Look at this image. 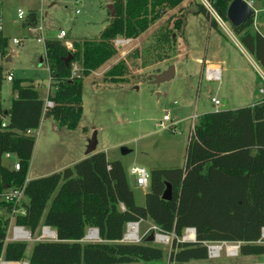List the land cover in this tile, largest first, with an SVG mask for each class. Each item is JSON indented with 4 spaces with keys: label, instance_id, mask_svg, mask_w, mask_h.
<instances>
[{
    "label": "trees",
    "instance_id": "16d2710c",
    "mask_svg": "<svg viewBox=\"0 0 264 264\" xmlns=\"http://www.w3.org/2000/svg\"><path fill=\"white\" fill-rule=\"evenodd\" d=\"M110 1L115 14L97 38L73 40L71 49L56 38H45L47 97L52 102L45 112L34 82L12 79L15 97L9 108L0 102V194L7 188L22 186L26 180L35 137L25 131L37 129L43 116L74 130L82 115L83 79L116 54L115 40L138 37L165 10L184 0ZM209 1L226 22L232 0ZM194 13H201L211 27H217L202 4L196 3ZM182 19L183 14L174 19V28H182ZM24 25H36L35 11L27 13ZM252 25L250 18L231 28L264 71V35L251 30ZM5 53L6 38L0 31V54ZM68 55L71 59L65 62ZM74 64L78 70L72 75ZM125 69L121 59L105 72V77L108 82L121 83ZM4 75L0 66V83ZM3 119H7L5 127H1ZM5 153L16 158L19 169L2 164ZM167 184L171 187L170 200L161 197ZM24 196L25 214L15 215L14 223L32 234L41 225L57 234V241L33 243L27 258L31 264L159 262L164 252L145 242L146 237L138 243L122 241L126 224L140 220H148L162 232L176 236L187 227L195 229L193 242L173 241L170 263L208 258L210 242L239 243L241 256L262 255L264 243L258 241L264 228V97L250 106L199 116L188 137L183 167L151 169L143 205L135 203L122 163L108 160L103 151L91 153L60 171L29 179ZM13 208L14 203L0 199V256L16 261L24 258L26 244L4 242ZM88 228L98 230L99 241H82Z\"/></svg>",
    "mask_w": 264,
    "mask_h": 264
},
{
    "label": "rangeland",
    "instance_id": "374dc122",
    "mask_svg": "<svg viewBox=\"0 0 264 264\" xmlns=\"http://www.w3.org/2000/svg\"><path fill=\"white\" fill-rule=\"evenodd\" d=\"M243 1L251 3L255 12L250 29L264 35V28L259 30L264 26V0ZM109 3V0H0V31L6 38V53L4 56L0 54L4 77L12 72L14 78L32 80L44 101L49 82L44 46L43 42L36 40L37 36L29 34L28 26L24 25L27 13L35 11L36 26L43 28L44 38H55L60 30H64L67 34L64 40L71 43L99 36L109 19ZM196 3L202 4L199 0H184L177 7L165 10L147 31L139 35L137 46H134L135 42L127 45L122 58H118L121 50L118 48L128 43L117 46L112 58L84 77L82 115L75 130L60 127L47 116L42 117L34 131L35 146L27 179L43 173L51 174L59 165L75 159L85 128L88 140L95 135V151H103L108 159L122 163L135 203L143 205L147 190L136 185L135 176L128 172L130 166L143 167L148 172L154 168L183 167L188 137L197 117L205 112L250 106L264 97L263 69L251 54L241 48L227 21H223L222 25L216 22L224 34L219 35L204 15L194 13ZM18 10L24 14L22 18L17 16ZM182 14V28H174V19ZM210 17L213 18L212 15ZM167 34H171V39L169 35L167 38ZM13 39L22 41L14 44ZM121 59L126 64L123 81L108 82L105 72ZM204 60L210 66L221 69L220 81L205 79ZM168 64L176 65L173 78L159 84L150 83L149 75L159 73ZM0 97L1 104L8 107L13 92L10 82L5 79L0 83ZM211 98L218 100L217 107ZM165 114L170 121L165 128H159L158 122ZM52 120L59 131L52 129ZM170 125L174 128L173 132L167 130ZM121 148L128 152L121 154ZM14 160L3 158L2 164L11 168ZM150 224L146 220L139 225V237ZM170 238L173 240L174 235L171 234ZM258 242L264 243V236ZM24 243V259H27L35 242ZM225 243L237 247L235 255H228L222 250L217 257L179 264L264 263V254L241 256L238 243L207 244ZM153 244L164 252L161 261L131 264H174L169 262L171 243Z\"/></svg>",
    "mask_w": 264,
    "mask_h": 264
},
{
    "label": "built area",
    "instance_id": "2783aa9c",
    "mask_svg": "<svg viewBox=\"0 0 264 264\" xmlns=\"http://www.w3.org/2000/svg\"><path fill=\"white\" fill-rule=\"evenodd\" d=\"M205 9L208 11L210 15L215 19L217 23L220 25L223 24V20L216 14V12L213 10L211 3L209 0H199ZM17 16L19 18H22L24 14L18 10ZM1 29V25H0ZM28 31L29 34L35 35L36 40L38 42H44L45 38L42 36L43 34V28L41 26H28ZM40 35V36H38ZM66 32L64 30H60L58 34L56 35V39L61 41L67 49H71L72 44L68 40H64L66 37ZM14 44H20L21 39H13L12 40ZM128 39L124 40H115V47L126 43ZM78 70L77 66L74 64L72 66V75L76 73ZM204 73H205V79L208 81H220L221 79V70L220 68L217 67H212V66H205L204 67ZM12 76L9 73L7 76H5V80L12 81ZM262 93L263 91L260 90ZM48 94V93H47ZM211 102L214 104L215 107L219 105V102L215 98H211ZM52 106V102L48 100V97L46 96L44 100V106H43V112L49 107ZM170 121V118L167 114H165L162 119L158 122V127L159 128H165L166 124ZM7 124V119H3L1 123V127H5ZM167 129H171L174 131V128L172 125L168 126ZM36 129H27L25 132L26 134L34 135V131ZM14 158V156L10 153H5L4 158ZM13 168L14 169H19V164L17 160L13 163ZM129 173L131 175L135 176V182L136 185L139 186L140 188H147L149 184V172L143 168V167H137L135 165L131 166L129 168ZM28 179L26 178L24 184L18 188H7L2 194H0V199L4 200L5 202H12L14 203V208L12 212L10 213V220L9 224L6 230V235L4 242H25V241H33V242H38V241H57V234L54 229H52L49 226L46 225H41L39 230L36 231L35 233H31L28 229H26L23 226L16 225L14 223V217L15 215H23L25 214V209L22 206V202L25 201V196H24V187ZM146 220H140L138 222H128L125 227V232L122 238L123 242L127 243H138L141 241L142 238L148 237L150 234L154 235V240L152 243L156 244H162V245H168L172 244L173 241L177 242H193L195 240V229L191 227H187L183 230V233L181 236H176L174 233H164L162 232L157 226L154 224H151L146 227V229L143 232V235L139 237V225ZM35 234V236H33ZM174 235L173 240L170 238V235ZM261 236H264V228L262 229ZM98 239V233L96 228H88L87 232L84 236V239L86 242H95ZM213 245H208L207 244V251H208V257H215L211 255L210 248ZM239 246V243L238 245ZM0 264H31L28 259H21V260H8L5 259L3 256H0Z\"/></svg>",
    "mask_w": 264,
    "mask_h": 264
},
{
    "label": "water",
    "instance_id": "95a60500",
    "mask_svg": "<svg viewBox=\"0 0 264 264\" xmlns=\"http://www.w3.org/2000/svg\"><path fill=\"white\" fill-rule=\"evenodd\" d=\"M107 9L109 11V17L112 18L115 14L113 5L109 3L107 5ZM254 13L255 12L251 7V3L245 2L243 0H232L229 3L226 11L227 22L231 25V27H237L243 24L248 19L253 18ZM70 59H71V55H68L65 58V62H68ZM6 60H9V57H6ZM173 76H174V66L170 65L160 73L150 74L149 75V77L151 78L150 83L159 84L160 82L169 81L170 79L173 78ZM95 147H96V139H95V135L93 134L91 138L87 141L85 154L89 155L91 153H94ZM127 152L128 150H126L125 148H121V154H125ZM161 197L164 200L171 199V187L169 184L166 185V188L164 189ZM153 240H154V235L150 234L148 237H146L145 242L152 243Z\"/></svg>",
    "mask_w": 264,
    "mask_h": 264
},
{
    "label": "crops",
    "instance_id": "0c3cea01",
    "mask_svg": "<svg viewBox=\"0 0 264 264\" xmlns=\"http://www.w3.org/2000/svg\"><path fill=\"white\" fill-rule=\"evenodd\" d=\"M261 10H263V8L262 9H259V11H261ZM27 16V15H26ZM107 23H108V21H107ZM209 25H210V23H209ZM264 28V26H262V27H260L259 28V30L260 29H263ZM216 31H217V33L219 34V35H224L223 34V31H222V28L220 27L219 28V26H217L216 28H214ZM260 32V31H259ZM138 37H140V36H138ZM138 37H136V38H130V39H128V41H127V43L128 44H125V45H123L122 47H119L118 48V50H120V54H119V56H118V58H122V56L126 53L125 51V49L127 48L126 46L127 45H129L130 43H132V42H135L136 44H134V46H137V44H139V42H137V39H138ZM238 38V37H237ZM175 44H176V41H175ZM240 46H241V48L242 49H244L243 47H242V45L240 44ZM112 58V57H111ZM116 61V60H115ZM170 64H168L167 66H169ZM210 66L208 63H206V61L204 60V61H202V66ZM167 66H165L164 68H162L161 70H160V72L161 71H163V70H165L166 69V67ZM212 67H218V66H212ZM219 68V67H218ZM203 70V69H202ZM221 70V69H220ZM159 72V73H160ZM264 72V71H263ZM8 73H10L11 74V76H12V78H14L13 77V75H12V72H8ZM176 73V65H174V74ZM8 75V74H7ZM6 75V76H7ZM7 82H10V81H8V80H6ZM208 81V80H207ZM10 86H11V82H10ZM47 93H48V90H47ZM47 96V95H46ZM15 97V94L13 93V98ZM256 99H258L257 98V95H255L254 96ZM12 98V99H13ZM0 100H1V97H0ZM260 100V99H259ZM257 101V100H256ZM254 103V102H253ZM11 104V103H10ZM252 105V104H251ZM3 106V105H2ZM10 106V105H9ZM9 106L8 107H4V108H9ZM205 113H208V112H205ZM205 113H202L201 115H203V114H205ZM200 115V116H201ZM44 118V117H43ZM42 118V119H43ZM198 118V117H197ZM41 119V120H42ZM41 122V121H40ZM52 129L54 130V131H59V129H58V127H57V125H56V123L52 120ZM194 124V123H193ZM193 124H192V127H191V129L193 128ZM78 125V124H77ZM76 129V128H75ZM74 129V130H75ZM73 131V130H72ZM83 134H82V142L78 145V152H76L77 154H78V156L77 157H75V159H73L72 161H70L69 163H66V164H64V165H59V167L57 168V169H54V170H52V173L53 172H57V171H60V170H62L63 168H65V167H67V166H70V165H72L74 162H76V161H78V160H80L81 158H84V157H86V156H88V155H86L85 154V152L86 151H84V148H86V142H87V140H88V137H87V134L85 133V128H83ZM34 146H35V144H34ZM80 148V149H79ZM33 149H34V147H33ZM97 151H100V150H97ZM97 151H94V152H97ZM33 152V151H32ZM32 156V155H31ZM12 158V157H11ZM106 158H107V156H106ZM7 159H9V158H7ZM14 162L16 161V158L14 157ZM108 159V158H107ZM108 160H111V159H108ZM30 164V163H29ZM133 166V165H132ZM131 167V166H130ZM129 167V168H130ZM29 168V167H28ZM128 172H129V169H128ZM45 175H49V173H43V174H40V175H35L34 177H32V178H37V177H41V176H45ZM29 179H31V178H29ZM28 179V180H29ZM143 189V188H142ZM146 190L148 189V187L147 188H145ZM146 193V192H145Z\"/></svg>",
    "mask_w": 264,
    "mask_h": 264
},
{
    "label": "bare ground",
    "instance_id": "6f19581e",
    "mask_svg": "<svg viewBox=\"0 0 264 264\" xmlns=\"http://www.w3.org/2000/svg\"><path fill=\"white\" fill-rule=\"evenodd\" d=\"M222 250H225L228 255H235L237 251V247L234 245H230V244L228 245V243L227 244L225 243L223 245L215 244L210 248L211 255L215 257H217Z\"/></svg>",
    "mask_w": 264,
    "mask_h": 264
}]
</instances>
